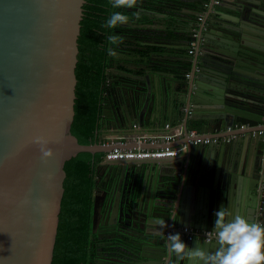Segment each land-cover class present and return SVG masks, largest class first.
<instances>
[{
  "label": "water",
  "instance_id": "obj_1",
  "mask_svg": "<svg viewBox=\"0 0 264 264\" xmlns=\"http://www.w3.org/2000/svg\"><path fill=\"white\" fill-rule=\"evenodd\" d=\"M85 2L0 0V264H52L65 161L80 151L112 147L100 141L80 143L70 131ZM235 4L240 22L219 23V31L207 27V14L199 22L189 79L173 113L186 129L210 135L221 129L218 134L234 136L209 143H190L183 136L171 142L187 145L185 153L173 156L176 168L164 166L168 157L102 160L109 166L106 196L99 207L94 196L91 231H97L96 213L104 211L105 225L120 239L115 248L125 254L121 264H169L167 235L177 233L172 228L213 230L215 212L222 206L231 213L227 219L239 214L250 223L261 219L264 225V136L258 132L264 130V9L257 7L264 0ZM137 42L139 51L143 44L160 45ZM139 58L143 82H121L109 133L132 132L133 121L144 123L161 88L166 89L163 62ZM104 109L105 104L101 114ZM233 124L248 128L226 131ZM36 137L47 141L51 157L42 158ZM139 164L154 166L141 172L140 180ZM149 172L153 182L147 194L144 180ZM161 221L167 227L161 228ZM181 240L193 248L200 241L209 252L216 248V241L182 234ZM171 264L187 261L172 257Z\"/></svg>",
  "mask_w": 264,
  "mask_h": 264
},
{
  "label": "trees",
  "instance_id": "obj_2",
  "mask_svg": "<svg viewBox=\"0 0 264 264\" xmlns=\"http://www.w3.org/2000/svg\"><path fill=\"white\" fill-rule=\"evenodd\" d=\"M187 5L182 0H138L132 9H112L109 0H86L75 69L78 79L75 114L70 126L71 133L80 143L91 144L98 141L101 109L110 95L108 68L113 58L109 50L124 51L132 45L133 48L136 47L137 41L145 37L144 32L135 30L139 25L149 23V16L146 13L149 10L164 12L167 27L171 25L173 27L168 30L176 28L177 23H186L187 17L181 8ZM157 7H160V10ZM202 8L200 6L199 11ZM112 11L124 12L130 17L129 22L116 29L103 27ZM137 15L139 19L136 18ZM191 16L192 29L196 26L197 20L196 16ZM109 35L122 37L123 43L112 45L107 39ZM103 154L102 151H80L64 163L66 171L64 194L52 264H92L96 255V237L91 231L95 174L96 165L102 160Z\"/></svg>",
  "mask_w": 264,
  "mask_h": 264
},
{
  "label": "crops",
  "instance_id": "obj_3",
  "mask_svg": "<svg viewBox=\"0 0 264 264\" xmlns=\"http://www.w3.org/2000/svg\"><path fill=\"white\" fill-rule=\"evenodd\" d=\"M186 2L188 5L181 8V11L186 14L187 21L186 23L178 24L176 28L172 30H168L167 24L164 21V12L155 11H147L146 13L149 16V23H143L139 28L135 31L144 32L143 39L141 42L150 43L156 42L160 45H142L140 51L137 50L136 47L133 48V45L129 49H125L124 51L114 50L115 55L112 54L113 62L111 66L108 68V73L110 76V95L106 98L105 109L103 114H101L100 118V126L98 128V141H101L104 135H110L113 133H109L112 131V127L114 124V116L116 115L118 108V101L116 98V92L122 87L121 82L137 81L139 78L143 77V71L140 68L141 60L139 58V54L146 56L148 60L151 61H161L164 64V68L162 69L164 72V86L166 89L161 88L160 91V99L158 98L157 105L154 110L149 109L147 116L145 117V122L141 123L142 129L146 131H154L159 130L164 122L171 123H182V119L179 120L173 113L175 114L176 108L175 99L181 93L183 84L188 81V76L185 75L187 71L190 69V62L192 53L188 52V41L189 34L191 35V15L194 17L197 16L199 12L200 6L204 7V2L206 0H182ZM193 4V6H191ZM216 7L212 6L207 8L205 15L207 14V27H210L214 31H219L220 24L219 23H229L236 24L240 22L241 17L237 14L235 0H219L218 3H215ZM257 7L264 9V6L257 4ZM196 11V14L193 13ZM239 13V12H238ZM158 14V15H156ZM158 17L159 20L155 21L154 18ZM137 27V26H136ZM171 32V33H170ZM142 35V36H143ZM157 37H159L157 39ZM146 39V40H145ZM140 46V44H139ZM147 52L148 50H151ZM142 80L139 79L138 82ZM150 81L151 86L153 87L152 81ZM143 82V81H142ZM156 83V81H154ZM163 84V82H162ZM160 84V86H162ZM156 90V89H155ZM157 93V90L155 91ZM159 94V91H158ZM167 98L171 100L172 103L168 102ZM204 106L202 105V110L204 111ZM103 107V106H102ZM166 113V114H165ZM150 114V115H149ZM149 115V116H148ZM154 118H151V117ZM151 120V121H150ZM134 122V121H133ZM132 122V123H133ZM139 122V121H136ZM127 126V125H126ZM131 126V125H130ZM128 128V127H127ZM248 128V125H244L242 129ZM241 129V130H242ZM207 134H212L210 131H202ZM213 134H218L222 132L220 129L212 131ZM186 149L183 150L178 156L185 153ZM168 159L164 163V166L167 169L170 167H178V164L173 160V157H168ZM103 160V158H102ZM100 161L99 164L96 165V186L94 190V196H97L96 207L102 206L105 202V192L104 186L106 185L105 173L108 171L109 166L103 164V161ZM153 165V164H150ZM140 172L138 175V180H140L141 172L145 173L148 171V168H154V166H149V164H145L142 166L139 164ZM153 173L149 172V174L145 175L144 186L145 192L149 194L150 184L153 182ZM144 177V176H143ZM164 178V176H162ZM148 189V191H147ZM189 191V190H188ZM96 192V194H95ZM159 192V191H158ZM195 194L193 193V198ZM141 204V202H140ZM96 229L97 231L93 232L96 241H99V253L97 254L98 260H101L102 264H121L123 263V258L125 259V254L117 251L116 245L120 242L118 237H114L111 234V231L108 230V225H105V213L102 214L96 213ZM100 220V221H99ZM101 221L104 223H101ZM99 230V231H98ZM95 241V242H96ZM96 245V243H95ZM134 247H138V244H133ZM114 250V251H113ZM149 251V250H148ZM120 252L121 254H118ZM118 254V255H117Z\"/></svg>",
  "mask_w": 264,
  "mask_h": 264
},
{
  "label": "clouds",
  "instance_id": "obj_4",
  "mask_svg": "<svg viewBox=\"0 0 264 264\" xmlns=\"http://www.w3.org/2000/svg\"><path fill=\"white\" fill-rule=\"evenodd\" d=\"M112 9H132L138 0H109ZM139 19V15L136 16ZM130 17L122 11H112L103 27L116 29L127 24ZM108 41L112 45L123 43V38L118 35H109ZM115 55L114 50H109ZM34 143L40 146L43 159L52 156V150L47 147L43 137H36ZM231 213L222 206L215 212L213 230H215L216 248L209 252L197 241L196 247H189L181 240L179 232L167 235L166 252L176 261H187V264H264V225L249 222L239 214L230 217ZM161 228L167 227L165 221L160 222Z\"/></svg>",
  "mask_w": 264,
  "mask_h": 264
},
{
  "label": "built area",
  "instance_id": "obj_5",
  "mask_svg": "<svg viewBox=\"0 0 264 264\" xmlns=\"http://www.w3.org/2000/svg\"><path fill=\"white\" fill-rule=\"evenodd\" d=\"M210 0L204 2V7L197 13L196 26L192 27L191 39L188 52L192 53L196 47L195 38L199 22L204 17L207 8H210ZM219 0H212V4L218 3ZM189 76V72L185 73ZM264 118V116H263ZM243 124H233L227 126L226 131L241 130ZM132 132L104 135L100 141L102 144H110L112 147L103 152L102 158L123 159V158H164L178 156L186 149V142L172 144L171 142L183 140L184 138L190 143H209L228 140L234 134H216L210 135L198 130L197 128L186 129L181 123L164 122L159 130L146 131L142 129L139 122L131 124ZM264 136V130L258 131ZM184 136V137H183ZM183 137V139H181ZM125 144H134L126 146ZM264 196L263 192L260 194ZM262 201V200H261ZM263 202V201H262ZM261 223V219L257 220ZM187 239H200L203 241H216L215 230H206L195 228L193 226H176L172 228Z\"/></svg>",
  "mask_w": 264,
  "mask_h": 264
},
{
  "label": "flooded vegetation",
  "instance_id": "obj_6",
  "mask_svg": "<svg viewBox=\"0 0 264 264\" xmlns=\"http://www.w3.org/2000/svg\"><path fill=\"white\" fill-rule=\"evenodd\" d=\"M158 8V10H160V7H157ZM161 11V10H160ZM160 11H158L159 13H160ZM156 12V11H155ZM156 15H158V14H156ZM154 20L155 21H157V20H159L158 19V17H156V18H154ZM159 37H157V39H158ZM146 40V39H145ZM149 51H152V49L151 50H148L147 52H149ZM183 236V235H182ZM194 239H196V238H194ZM96 243V255H95V257H94V259H93V261H92V264H102V262H101V260H98V258H97V254L99 253V246H101L100 244H99V241H96L95 242Z\"/></svg>",
  "mask_w": 264,
  "mask_h": 264
}]
</instances>
